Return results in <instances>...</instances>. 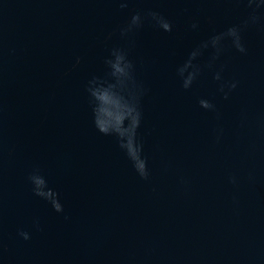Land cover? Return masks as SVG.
<instances>
[{"label": "water", "instance_id": "water-1", "mask_svg": "<svg viewBox=\"0 0 264 264\" xmlns=\"http://www.w3.org/2000/svg\"><path fill=\"white\" fill-rule=\"evenodd\" d=\"M260 4L245 25L246 0H0V264H264ZM234 25L246 52L230 38L215 60L202 49L183 88L189 54ZM114 48L134 65L148 179L93 122L88 81L109 78ZM34 171L63 212L34 193Z\"/></svg>", "mask_w": 264, "mask_h": 264}, {"label": "clouds", "instance_id": "clouds-1", "mask_svg": "<svg viewBox=\"0 0 264 264\" xmlns=\"http://www.w3.org/2000/svg\"><path fill=\"white\" fill-rule=\"evenodd\" d=\"M246 3L252 8V13L244 24H255L259 19L256 15V9L261 7L260 0H246ZM126 6L125 2L121 3V7ZM148 15L164 31L170 32L172 30V24L159 13L149 12ZM141 23V14L139 12L134 13L127 26L121 29V34H127L134 28L139 27ZM195 26L193 24V27ZM241 32L242 29L239 26H231L225 32L213 35L209 40L202 42L200 46L194 49L185 63L178 68L183 88H190L200 73V67L194 64L193 60L201 54L202 49L209 46L214 48L215 54L212 59L215 60L223 51L221 42L225 38H230L239 52H246V48L242 43ZM79 62L80 57H77L76 63ZM105 63L109 67V78L102 79L94 76L88 81L87 91L91 98L94 125L100 133L115 136L120 148L124 150L138 175L143 179H148L147 158L143 155V143L138 139V129L143 114L140 108L138 85L133 75L134 65L127 58V53L120 48H114ZM211 66L210 62L209 67ZM185 73L187 74L185 75ZM214 79L221 80L220 71L215 73ZM225 86L231 91L236 87V82L221 83V92H224ZM224 95L227 98L228 92H224ZM199 104L205 109L212 110L215 108V105L207 99L201 98ZM28 179L32 183L33 191L37 196L48 200L55 211L63 212L59 194L47 186V181L38 171L31 173ZM232 180L235 182L234 178ZM19 235L25 240L30 238L29 233L26 231H20Z\"/></svg>", "mask_w": 264, "mask_h": 264}]
</instances>
